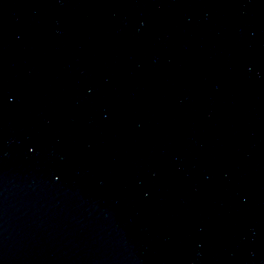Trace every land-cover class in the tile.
Returning a JSON list of instances; mask_svg holds the SVG:
<instances>
[{
	"label": "water",
	"instance_id": "obj_1",
	"mask_svg": "<svg viewBox=\"0 0 264 264\" xmlns=\"http://www.w3.org/2000/svg\"><path fill=\"white\" fill-rule=\"evenodd\" d=\"M0 264H264V0H0Z\"/></svg>",
	"mask_w": 264,
	"mask_h": 264
}]
</instances>
